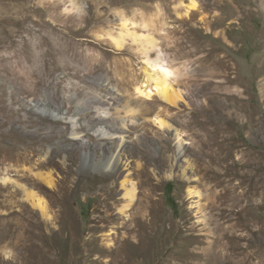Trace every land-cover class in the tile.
I'll list each match as a JSON object with an SVG mask.
<instances>
[{"label": "rangeland", "instance_id": "1", "mask_svg": "<svg viewBox=\"0 0 264 264\" xmlns=\"http://www.w3.org/2000/svg\"><path fill=\"white\" fill-rule=\"evenodd\" d=\"M71 1L0 0V14L29 16L22 23L0 21V27H12L18 43L22 36L30 37L38 25L42 33L46 29L57 34L69 18L70 47L75 52L55 57L48 65L52 78L63 76L64 86L76 75L82 80L80 89L91 85V90L105 96V103L99 104L104 108L93 107L89 120L112 121V106L129 104L138 109L132 127L111 136L123 140L127 151L124 156L131 172L128 177L135 184L136 206L150 193L149 207L133 222L134 237L125 242L113 235L97 238L113 224L119 231L124 229L119 226L121 219L109 222L103 211H96L102 220L91 221L93 207L101 208L104 190L89 186H100L108 169L81 165L84 152L70 147L65 150L69 176L60 166L62 153L48 167L56 182L67 180L63 191L32 187L52 206L53 218H43L20 194L9 207L0 206L2 216V210L18 211L24 201L29 215L21 225L0 219V264H264V0H195L197 7L188 16L183 12L190 0H74L78 10L68 12ZM96 15L100 18L95 19ZM53 18L60 19L53 23L55 28L50 26ZM123 19L130 30L154 38L156 45L146 49V56L131 36L126 37L123 51L115 50L107 33L118 34ZM80 38L91 41L94 53H86L85 45L77 43ZM158 55L175 71L174 80L179 78L173 82L182 94L178 105L169 106L157 94L142 95V99L132 95L136 82L146 86L144 67H150ZM10 71L18 81L28 83L24 77L32 73V67L21 74ZM103 75L109 76L110 84L90 83ZM7 85L0 89V121L4 115L10 118L0 125V170L12 162L13 146L22 147L35 131L37 138L49 131L56 133L44 142L45 148L59 140L68 143L73 137L69 120L68 132L58 135L66 123L53 124L56 115H47L48 111L39 109L22 92L11 98L12 83ZM151 86L148 83L146 89ZM38 90L42 97L44 86ZM58 90L61 95L74 92H66L61 85ZM56 104L66 111L60 100ZM30 113L35 120L38 115L50 120L38 118L35 127L27 128L19 117ZM156 116L164 125L152 121ZM80 117H74L75 121H81ZM102 130L97 125L77 140L107 136ZM35 161L26 164L36 171ZM138 163L155 172L151 180L154 191L152 183H141L144 176L132 173ZM9 170L19 180L13 165ZM8 184L10 190L12 184ZM117 189L121 195L119 185ZM188 189L194 194L189 196ZM109 200L112 198L104 202ZM109 241L115 246L107 245Z\"/></svg>", "mask_w": 264, "mask_h": 264}, {"label": "bare ground", "instance_id": "2", "mask_svg": "<svg viewBox=\"0 0 264 264\" xmlns=\"http://www.w3.org/2000/svg\"><path fill=\"white\" fill-rule=\"evenodd\" d=\"M190 3H194L196 5L195 0H190L189 4ZM77 5L75 1L72 0L66 7V10L68 12L78 10ZM188 5L184 8V16H188L190 12L194 10V8H189ZM261 7L264 9V2L262 3ZM28 17V15L18 14L17 12L12 14L2 13L0 14V21L9 23H22L27 20ZM122 17L124 18V16ZM94 18L99 19L100 17H97L96 15V17ZM124 19L121 23L118 34L114 35L111 32L107 33V35L111 39V43L114 45L115 50H118L119 52L123 51L126 43L125 39H127L126 37L131 36L132 40L139 44V49L144 54V56H146V49L149 47H154L156 45L153 40L154 38L151 39V36L149 37L148 35L136 33V31L130 30L128 24H126ZM56 21H60V19L53 18L50 26L55 28L56 26L53 25V23ZM66 21H69V18ZM66 21L62 24L65 29L62 30V28L58 30L57 34H55L54 31L51 30L47 31L46 29H44V27L43 29L44 31H46V33H42L40 25H38V28L35 29L30 37L22 36L18 43H16L17 39L15 38L14 34L15 30L12 29V27H0V49L2 51L4 50L3 53H0V89L8 88L7 83H12L10 89L11 98L16 97V94L18 92H22L27 99H32L39 109L48 111L49 113H46L47 115L55 114L57 118L51 119V122L53 124L55 123L56 125H59L62 122L66 123L64 127H60L58 129L57 133H60L58 134L60 136H63L69 130L67 120H69V122L73 125L71 127V130H69V133L73 137H71L68 143H64L63 141L59 140L54 145L51 144L49 147L45 148L44 142L50 141L51 136L56 133H52V131H49L46 132L41 138H37L38 133L37 131H35L33 132L35 136L31 139L25 140L22 147H18L17 145L13 146L14 152L10 155L12 162L5 164L4 169L0 170V206L9 207V202H12V198L16 194H20V199L25 200L28 204H31L34 208L38 209L40 215L49 221L51 218H53L52 214L50 213L52 206L46 201L43 195H40L38 192L32 189V187L48 186L53 189L59 187V190L63 191L64 186H66L65 183L67 180L62 179L60 182H56L54 176L52 175V168L48 167L52 164L57 163L54 157L60 156L62 153L60 166L66 176H69V162L67 160L68 158L66 159L65 157V150L69 149L70 147L74 149H81L82 153L84 152V155L81 153V165H87L91 168L103 166L108 169L106 174H103L101 176L102 182H100V186H95L94 184L89 186L91 190L98 187L97 190L103 189L105 191V195H103L104 191L102 192V194H100L102 200L101 208L97 205L93 207V211L95 212V214L91 216L92 223L99 222L103 219V217L99 213H96V211H103V213H106V215L109 216V222H115L121 219L119 226L124 228L122 231H119L118 228L113 227V224L111 229L101 232L96 237L98 238L102 235H113L115 239L120 240L121 242H125L130 238V236L134 237V234H132L131 232V230L133 229V222L138 220L140 215L146 213L144 211H146V208L149 207L150 193H147L146 195H144V198L141 199V201H145L146 199L145 205H140V201L136 206L135 200L137 199V194L135 184L130 181L131 179H129L130 177H128L131 175V172L129 171L130 168H128L127 166V157H125L127 156V151L122 143L123 140L116 141L113 138L114 136L112 135V137L111 134L113 132L123 133L125 131H128L137 120L138 109L132 108L129 104H121L115 107L112 106V108L110 107L109 109V116L112 121H103L94 117H91V119L89 120L87 119V117L92 113V108L95 106H99L102 101L104 104L106 101L105 96L101 95L100 93L99 95L97 94L98 92L91 90V85H88L87 89H83L84 87L80 89V87H82V80L76 75L72 76V80L70 79L68 82H65L64 86L61 83L63 76H55L56 78H52V69L51 67H48V65L55 62V57L57 55H63L69 52V50L74 51V48L70 47V40L72 36L70 37L69 34L72 33V29L70 30L71 26ZM35 32H38V34H36ZM84 35L88 34L84 33ZM90 35L92 36V34ZM99 42L103 43V40H100ZM77 43L79 45H85L86 53H94L95 50L92 47H89V44L91 43L90 40L80 38L77 40ZM40 47L42 48L39 49ZM155 60L156 61H154V63H151L149 65L150 67H144V72L147 75L145 81L146 84H144L146 86L142 88V85H138V82H136L134 84L136 91L133 92L132 95L138 94L137 97L139 99H142V95L150 97L154 94H157L163 100H165L169 106L171 104L178 105V102L182 98V94L179 88L173 86V82L175 80L179 82V78H176L174 80L173 77H175L176 75L175 71L162 63L163 60L160 55H158ZM26 67H32V73H29L27 75L28 77H24V80L29 81L28 83H25L24 81H18L17 76L11 75L14 73H12L10 69L18 74H21L24 72V69ZM217 73L221 74V70ZM103 81H108L109 84L111 83L109 76L106 75L99 76L97 78L94 77L90 80V83H92V85L93 83L102 85ZM148 83L152 86L149 89H146ZM262 83L264 85L263 79ZM60 85L61 88L66 92H74H71L70 94L66 93V95H63L62 93L61 95L58 90V87ZM41 86H44L45 91L44 93L40 91L43 96L38 97V89ZM102 87L108 90L107 86L103 85ZM123 90L127 91L128 89L126 87H123ZM56 100H60V102L66 106L65 112L62 111L61 106L56 104ZM100 107L101 106H99V108ZM102 108L104 107H101V109ZM2 110L3 106L0 104V111L2 112ZM47 115H38L36 120L38 118L50 120L49 117H46ZM78 115L81 116V121H75L74 117H77ZM19 118L20 122H23L25 126H28L27 128L36 126L37 122L32 118V113L26 114L25 116ZM1 121L0 125H3L9 122L10 118L4 115V118ZM152 121L160 126L164 125L163 120L161 118H158V116H156ZM76 124L77 127H74ZM97 125L102 126V128L105 129V131L102 130V133L107 136L101 137L100 139L95 141L87 139H82L81 141L77 140V137L79 138V136L83 135L81 134L82 132L86 130H92ZM20 140L23 141L22 139ZM36 156L38 157L34 159ZM122 157L126 159L123 161ZM71 158H69V160ZM34 160H36V171L34 170L32 165L28 166L26 164L28 162H34ZM11 165L14 166V170L19 176V180L11 177L12 174H10L9 170ZM135 165L136 168L132 173L145 177L142 180L143 182L141 183L145 185H149L150 183H152L151 180L152 177L155 176V172L149 170L146 164L138 163ZM46 169H48V171ZM182 178L185 179L184 171L182 174ZM8 183L12 184L11 189L13 190H7L9 186ZM118 185L122 190L121 195H118L120 193L117 189ZM153 185L154 183H152V187H150L152 191H154L155 189ZM6 191H8V194H6ZM187 194L190 196L194 194V191L192 189H188ZM108 197L112 198V201L109 200L110 202H104V200ZM26 202H20V208L18 211L6 212L5 210H2V216H0V219L13 223L15 225L23 224V217L26 216L28 218L29 216L24 211ZM99 226L102 227L103 225ZM113 244L114 243L112 241H109L107 243V245ZM109 250L112 251L113 249Z\"/></svg>", "mask_w": 264, "mask_h": 264}, {"label": "clouds", "instance_id": "3", "mask_svg": "<svg viewBox=\"0 0 264 264\" xmlns=\"http://www.w3.org/2000/svg\"><path fill=\"white\" fill-rule=\"evenodd\" d=\"M188 7H189V8H195L196 5H195L194 3H190V4L188 5Z\"/></svg>", "mask_w": 264, "mask_h": 264}]
</instances>
